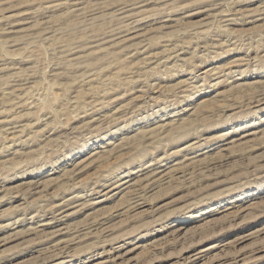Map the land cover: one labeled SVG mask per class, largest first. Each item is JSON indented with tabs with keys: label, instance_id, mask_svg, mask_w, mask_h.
Listing matches in <instances>:
<instances>
[{
	"label": "rangeland",
	"instance_id": "rangeland-1",
	"mask_svg": "<svg viewBox=\"0 0 264 264\" xmlns=\"http://www.w3.org/2000/svg\"><path fill=\"white\" fill-rule=\"evenodd\" d=\"M201 249L264 264V0H0V264Z\"/></svg>",
	"mask_w": 264,
	"mask_h": 264
},
{
	"label": "bare ground",
	"instance_id": "bare-ground-1",
	"mask_svg": "<svg viewBox=\"0 0 264 264\" xmlns=\"http://www.w3.org/2000/svg\"><path fill=\"white\" fill-rule=\"evenodd\" d=\"M83 1V0H82ZM163 1V0H162ZM130 7V6H129ZM128 8V7H127ZM123 14V13H122ZM123 20V19H122ZM130 26V25H129ZM260 92V91H259ZM258 97H260V96H258ZM188 163V162H187ZM185 164V163H184ZM158 170V169H157ZM179 170V169H178ZM150 172V171H149ZM161 172H159V174H160ZM164 173V172H163ZM166 173V172H165ZM158 174V173H157ZM157 174H153V175H151V176H149L148 178H145V180H146V182L147 181H155V177L157 176ZM148 175V174H147ZM167 175V174H166ZM160 176V175H159ZM132 178V177H131ZM161 178H163V177H161ZM126 179V178H125ZM144 180V179H143ZM144 180V181H145ZM158 180H160V179H158ZM122 181V180H121ZM130 182V181H129ZM128 182V180L127 181H125L124 180V182H122V183H119V184H117V183H115L116 185H114V187H113V189H119V191H117V192H115V193H113V195H117V194H119L122 190H124L127 186H125V187H122V186H124L125 184H127V183H129ZM158 182V181H157ZM132 183V182H131ZM133 183H135V182H133ZM137 185V184H136ZM129 187V186H128ZM131 187V186H130ZM131 188H133V187H131ZM135 189V188H134ZM133 189V190H134ZM116 191V190H115ZM102 193V192H101ZM112 195V196H113ZM111 198V197H110ZM103 201V200H102ZM95 204V203H94ZM53 221V220H52ZM68 227V226H67ZM81 228V227H80ZM49 235V234H48ZM53 235V234H52ZM88 235V234H87ZM86 236V235H85ZM76 237H79V236H76ZM73 238V237H72ZM70 240V239H69ZM70 242V241H69ZM66 244V243H65ZM117 246H119V245H117ZM112 247V246H111ZM113 248H115V247H113ZM122 247H119L118 249H121ZM118 249H116L115 250V253L117 254V252H118ZM185 249H187V248H185ZM69 250V249H68ZM105 250V249H104ZM108 250V249H107ZM205 250H206V248H205ZM205 250H202L201 249V251H199V250H197V251H199V252H197V253H193V255H191V257H189V258H186L183 262H182V264H206V263H208L207 261L208 260H206V253H205ZM106 252V250L104 251V253ZM111 252V251H110ZM124 252H125V250H124ZM124 252H123V254H124ZM126 252H127V250H126ZM50 253H52V252H50ZM113 253V252H112ZM118 253H120V251L118 252ZM122 254V253H121ZM242 254L243 253H239V254H237V259L240 257L241 258V256H242ZM53 255H54V253H53ZM190 255V254H189ZM228 255V254H227ZM55 256V255H54ZM188 256V255H187ZM119 258V256H118V254H117V257L115 258V260H117ZM181 258V257H180ZM208 258H210V257H208ZM129 259V258H128ZM229 259V258H228ZM111 260V259H110ZM112 261V260H111ZM118 261V260H117ZM121 261V260H120ZM126 261H128L127 260V258H126ZM113 262V261H112ZM115 262V261H114ZM119 262V261H118ZM180 262V261H179ZM105 263V262H104ZM124 264H125V262H124Z\"/></svg>",
	"mask_w": 264,
	"mask_h": 264
}]
</instances>
